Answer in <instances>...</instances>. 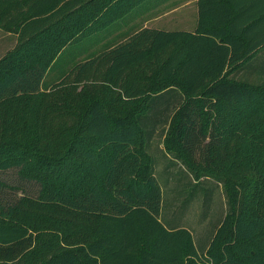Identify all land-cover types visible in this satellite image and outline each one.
<instances>
[{
  "label": "trees",
  "instance_id": "16d2710c",
  "mask_svg": "<svg viewBox=\"0 0 264 264\" xmlns=\"http://www.w3.org/2000/svg\"><path fill=\"white\" fill-rule=\"evenodd\" d=\"M142 1L0 0L18 35L0 58V264H264V77L233 72L264 49V0H196L194 30L145 26L43 86L65 45ZM173 165L223 194L202 250L163 215Z\"/></svg>",
  "mask_w": 264,
  "mask_h": 264
},
{
  "label": "rangeland",
  "instance_id": "374dc122",
  "mask_svg": "<svg viewBox=\"0 0 264 264\" xmlns=\"http://www.w3.org/2000/svg\"><path fill=\"white\" fill-rule=\"evenodd\" d=\"M151 3L157 2L158 13L164 11L163 8L176 5L177 0H146ZM146 1L140 3L135 9L142 6ZM129 12L128 15L131 13ZM171 14V13H170ZM161 15L158 19L151 21L154 25H171L173 19L170 15ZM131 22L126 18L121 26H128ZM120 26V27H121ZM3 28V27H1ZM0 58H2L8 51L12 50L16 45V35L10 33L7 29H0ZM93 35V36H92ZM91 37L86 41L88 48L93 49L91 52L98 50V47L105 46V29L99 30L93 33ZM76 47L70 50V54L73 51H79ZM89 52V51H88ZM90 54V53H89ZM71 65L70 57L63 55L52 64L51 69L47 75L45 83L51 84L55 80H59L67 73L66 70ZM123 106L130 109H136L141 106L140 99H130L123 102ZM157 142L160 145L163 144V136L157 138ZM157 150L156 152H158ZM166 161L161 163L165 164ZM169 173V175H168ZM161 182L163 183V215H170L174 219H181L184 223L190 226H202L212 227L214 223L222 216L224 210V198L219 188L210 180H200L194 183L188 177L186 171L173 165L170 172L163 170L162 174L159 173ZM28 258H32L33 261H38L41 257L39 254L29 255Z\"/></svg>",
  "mask_w": 264,
  "mask_h": 264
},
{
  "label": "crops",
  "instance_id": "0c3cea01",
  "mask_svg": "<svg viewBox=\"0 0 264 264\" xmlns=\"http://www.w3.org/2000/svg\"><path fill=\"white\" fill-rule=\"evenodd\" d=\"M140 3H138L133 9H135ZM141 5L142 6L137 8L135 11L131 12L133 10L131 9L130 11L125 13L123 16L112 21L105 27V46L98 47V50H96L95 52H91L93 51V49L88 48V44L86 42L89 39V37H91L92 34L87 37H84L81 40L71 42L65 45V47L61 49L59 54L55 57V59L51 63L43 79V86L44 87L50 86L53 83L52 82L51 84H48V85L45 83L47 75L49 73V70L52 67V64L55 63L56 60L60 58L61 56L63 57V55L66 56L67 58L70 57L71 59V65L68 68V70H66V72L68 73L77 62L85 60L90 56H93L96 52L104 48L107 49V48L113 47L117 43L127 39L137 30L145 26L166 28V29H183V30H189V31L194 30L196 26V23H197L196 0H177L176 5L171 6L169 4V7L163 8L164 9L163 13L162 12L158 13L159 10H157L156 12V9L158 8L157 2L151 3V1L150 2L146 1L144 4H141ZM129 12L131 13L128 15ZM170 13L171 14L173 13L171 16V19H173L171 25L157 26L151 22V21H154L155 19H158V17L161 15L167 16ZM126 18L131 22V24H129L128 26L126 25L121 26L120 24H123ZM0 29H4V28H1L0 26ZM8 31L16 35V43H17L18 42L17 33L11 30H8ZM73 47H76L75 48L76 50L80 48V50L73 51V53L70 54V50ZM262 51H264V49L260 50L257 53L258 56H255L252 59L238 63L234 67L233 72H236L237 74L248 75V76L255 75V76H258V77L260 76L263 78L264 77V58H263L264 52L262 53ZM59 80H55L54 82H57ZM161 146H163L162 143H161ZM181 223L186 225V223H184L183 221ZM191 228H192L191 232L193 234V240H194V243L197 249L198 250L204 249L207 246L209 239L212 236V233H213L212 228L210 227L209 229L208 227H202V226H194Z\"/></svg>",
  "mask_w": 264,
  "mask_h": 264
}]
</instances>
